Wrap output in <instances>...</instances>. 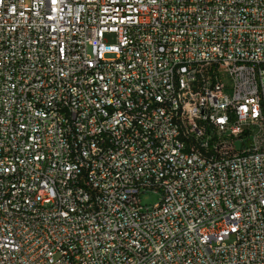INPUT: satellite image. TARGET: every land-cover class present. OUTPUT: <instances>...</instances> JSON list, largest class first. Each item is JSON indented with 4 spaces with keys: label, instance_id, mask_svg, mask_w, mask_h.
Returning a JSON list of instances; mask_svg holds the SVG:
<instances>
[{
    "label": "built area",
    "instance_id": "obj_1",
    "mask_svg": "<svg viewBox=\"0 0 264 264\" xmlns=\"http://www.w3.org/2000/svg\"><path fill=\"white\" fill-rule=\"evenodd\" d=\"M0 264H264V0H0Z\"/></svg>",
    "mask_w": 264,
    "mask_h": 264
},
{
    "label": "rangeland",
    "instance_id": "obj_2",
    "mask_svg": "<svg viewBox=\"0 0 264 264\" xmlns=\"http://www.w3.org/2000/svg\"><path fill=\"white\" fill-rule=\"evenodd\" d=\"M160 195L155 193H147L141 195V203L142 206H154L159 204L160 202Z\"/></svg>",
    "mask_w": 264,
    "mask_h": 264
}]
</instances>
